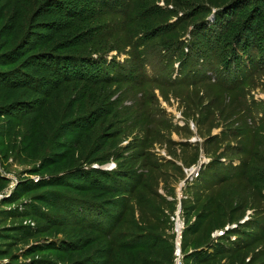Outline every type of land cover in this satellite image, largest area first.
Instances as JSON below:
<instances>
[{"label": "rangeland", "instance_id": "obj_1", "mask_svg": "<svg viewBox=\"0 0 264 264\" xmlns=\"http://www.w3.org/2000/svg\"><path fill=\"white\" fill-rule=\"evenodd\" d=\"M0 163V264H264V0H0Z\"/></svg>", "mask_w": 264, "mask_h": 264}, {"label": "trees", "instance_id": "obj_2", "mask_svg": "<svg viewBox=\"0 0 264 264\" xmlns=\"http://www.w3.org/2000/svg\"><path fill=\"white\" fill-rule=\"evenodd\" d=\"M66 14V13H65ZM223 36V35H222ZM120 176V175H119ZM88 204H90V203H88ZM89 210H91V211H98L99 213H101V215H102V217L104 218L105 217V215H106V210H101V209H98L99 208V205L98 204H90L89 205ZM103 224V223H102ZM98 227H100V225H96V227L95 228H98ZM112 234L113 233H110V236L109 237H111L112 238ZM132 237V242L134 241V240H137V238L135 237V236H131ZM139 238V237H138ZM129 240L130 239H128V241H127V243L125 244V240H121V241H119V242H117V245L119 246V247H121V248H125L126 246L128 247V244H132V243H129ZM138 245V244H137ZM130 248H135L134 246H132V247H130Z\"/></svg>", "mask_w": 264, "mask_h": 264}, {"label": "built area", "instance_id": "obj_3", "mask_svg": "<svg viewBox=\"0 0 264 264\" xmlns=\"http://www.w3.org/2000/svg\"><path fill=\"white\" fill-rule=\"evenodd\" d=\"M0 167H1V163H0ZM5 175H8V174L5 173ZM8 176H9V175H8ZM9 177H10V178H13V177H11V176H9ZM1 197H3V195H0V199H1ZM178 254H179V253H178ZM179 260H180V259H178V261H177L178 263H177V264H181V261H179Z\"/></svg>", "mask_w": 264, "mask_h": 264}]
</instances>
